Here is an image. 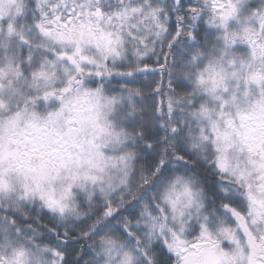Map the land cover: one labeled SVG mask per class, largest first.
I'll use <instances>...</instances> for the list:
<instances>
[{
  "label": "snow or ice",
  "instance_id": "snow-or-ice-1",
  "mask_svg": "<svg viewBox=\"0 0 264 264\" xmlns=\"http://www.w3.org/2000/svg\"><path fill=\"white\" fill-rule=\"evenodd\" d=\"M0 264H264V0H0Z\"/></svg>",
  "mask_w": 264,
  "mask_h": 264
},
{
  "label": "trees",
  "instance_id": "trees-1",
  "mask_svg": "<svg viewBox=\"0 0 264 264\" xmlns=\"http://www.w3.org/2000/svg\"><path fill=\"white\" fill-rule=\"evenodd\" d=\"M155 79H156V80H159V77H156ZM165 83H166V81H165ZM71 247H79V245L73 243V244L71 245Z\"/></svg>",
  "mask_w": 264,
  "mask_h": 264
}]
</instances>
